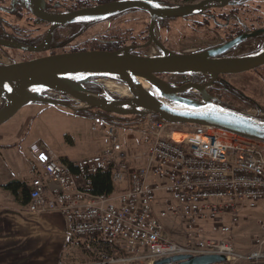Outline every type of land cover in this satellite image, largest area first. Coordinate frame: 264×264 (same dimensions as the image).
<instances>
[{
    "label": "built area",
    "instance_id": "obj_1",
    "mask_svg": "<svg viewBox=\"0 0 264 264\" xmlns=\"http://www.w3.org/2000/svg\"><path fill=\"white\" fill-rule=\"evenodd\" d=\"M144 119L123 128L96 118L93 130L106 142L82 159L63 161L33 144L27 209L65 215L71 238L84 239L87 250H94L91 241L102 244L97 264H153L168 255L200 253L227 255L215 264H264V232L240 251L200 229L212 222L213 231L227 234L243 207L264 205V141L209 125ZM127 131L138 135L133 154L124 143ZM104 171L117 187L94 193L92 175ZM174 218L181 220L184 241L166 231L163 221ZM259 224L264 229V218Z\"/></svg>",
    "mask_w": 264,
    "mask_h": 264
},
{
    "label": "water",
    "instance_id": "obj_2",
    "mask_svg": "<svg viewBox=\"0 0 264 264\" xmlns=\"http://www.w3.org/2000/svg\"><path fill=\"white\" fill-rule=\"evenodd\" d=\"M36 16L52 23L42 44L25 46L14 40L0 39L7 46L39 51L50 41L53 29L68 22L97 21L129 8H140L153 18L185 15L220 6L228 0H200L175 4L158 0H114L74 10L48 12L45 0H21ZM214 51H175L161 46L146 54L132 53L129 47L118 50H80L60 52L22 61H0V125L28 103L64 105L71 111L96 108L117 115H139L151 119L159 115L171 123L209 125L264 141V118L225 106L206 90L207 84L196 82L176 85L160 73H200L215 79L221 73H238L264 64V48L241 57H215ZM107 78L108 91L88 89L87 82ZM201 92L199 98L184 95L189 89ZM45 90L65 93L80 101L70 104L44 94ZM227 259L220 253L174 254L153 264H215Z\"/></svg>",
    "mask_w": 264,
    "mask_h": 264
},
{
    "label": "flooded vegetation",
    "instance_id": "obj_3",
    "mask_svg": "<svg viewBox=\"0 0 264 264\" xmlns=\"http://www.w3.org/2000/svg\"><path fill=\"white\" fill-rule=\"evenodd\" d=\"M110 1L114 0H45L44 9L56 13ZM158 1L189 4L200 0ZM51 25V22L33 14L21 0H0V39L36 46L43 43ZM93 27L99 30L85 37ZM161 46L175 51H214L215 57H241L256 53L264 48V0H228L223 5L208 7L200 12L156 18L146 10L129 8L93 22H68L56 26L48 44L39 51L0 43V54H4L0 56V61H22L60 52L118 50L124 47H129L135 54H146ZM158 75L176 85L189 82L207 84V92L225 106L264 118V64L238 73H221L215 79L200 73ZM106 80L104 77L98 79V83L87 82L85 86L92 91L106 90L112 96L120 97L118 92L109 89ZM44 94L80 105V101L62 92L45 90ZM184 95L199 98L201 92L191 88Z\"/></svg>",
    "mask_w": 264,
    "mask_h": 264
},
{
    "label": "rangeland",
    "instance_id": "obj_4",
    "mask_svg": "<svg viewBox=\"0 0 264 264\" xmlns=\"http://www.w3.org/2000/svg\"><path fill=\"white\" fill-rule=\"evenodd\" d=\"M139 24L141 22H138ZM98 27H93L90 32L85 34L90 36L94 31H98ZM96 33V32H95ZM190 50V49H185ZM4 54H0V56ZM6 56V55H5ZM3 62L8 61L1 60ZM39 103H28L24 105L13 117L7 122L0 125V143H13L20 145L22 156L29 161L32 155L35 156L31 144H36L39 148L49 150L55 157H66L70 160L82 159L96 154L102 146L103 133L93 130L94 119L84 114L75 113L65 106ZM134 137V139H133ZM124 143H138L137 133L127 131L124 137ZM135 148L130 146L131 153L137 152ZM165 196V194H162ZM161 208L160 203L156 204V211ZM264 218V205L259 204L257 208L243 207L239 221L232 226L231 232L221 234L212 230V222H203L200 224L201 231L205 236H213L223 238L233 243L235 248L240 251L250 249L253 246V238L255 235H261L264 229L259 224V220ZM229 222V219L226 220ZM166 231L170 232L172 237L178 241L186 240L184 230L181 226V220L174 218L172 220L163 221ZM74 240V239H73ZM82 242V252L87 253L83 259L87 261L92 258L91 250H85L84 239L76 238ZM73 245V246H74ZM72 246V247H73ZM75 263L82 259H75ZM93 261V260H92ZM87 264H96L87 263ZM146 264V263H137Z\"/></svg>",
    "mask_w": 264,
    "mask_h": 264
},
{
    "label": "crops",
    "instance_id": "obj_5",
    "mask_svg": "<svg viewBox=\"0 0 264 264\" xmlns=\"http://www.w3.org/2000/svg\"><path fill=\"white\" fill-rule=\"evenodd\" d=\"M101 136L100 150L106 142ZM125 144L133 149V143ZM34 162V155L29 161L22 156L20 145L0 143V264H77L74 260L78 258L80 264H97L83 260L87 253L82 252L80 240L73 244L65 215L31 212L27 209L30 197L24 202L21 188L6 187L9 181L18 180L26 183L30 192Z\"/></svg>",
    "mask_w": 264,
    "mask_h": 264
},
{
    "label": "trees",
    "instance_id": "obj_6",
    "mask_svg": "<svg viewBox=\"0 0 264 264\" xmlns=\"http://www.w3.org/2000/svg\"><path fill=\"white\" fill-rule=\"evenodd\" d=\"M78 113L84 114L86 116H89L91 118L101 117L105 118L109 121H112L118 125H120L123 128L126 127H133L134 125H140L143 124L145 119L144 117L138 116V115H117L110 112L102 111L99 109H91L88 111H79ZM154 119H160L161 117L159 115H153ZM61 160L63 161H69L70 159L66 157H61ZM6 187L11 188L12 190H16V188H21V191L23 193L24 202L27 201L29 197V187L24 182H20L18 180H11L6 184ZM116 184L112 181L110 173L109 172H97L96 174L92 175L91 178V190L94 193H111L115 190ZM91 246L94 250H91L90 254H93V261L97 260L99 258L100 252L103 250L104 246L102 244H99L95 241H91ZM133 264H137L134 262Z\"/></svg>",
    "mask_w": 264,
    "mask_h": 264
},
{
    "label": "bare ground",
    "instance_id": "obj_7",
    "mask_svg": "<svg viewBox=\"0 0 264 264\" xmlns=\"http://www.w3.org/2000/svg\"><path fill=\"white\" fill-rule=\"evenodd\" d=\"M176 137H179V135H176Z\"/></svg>",
    "mask_w": 264,
    "mask_h": 264
}]
</instances>
